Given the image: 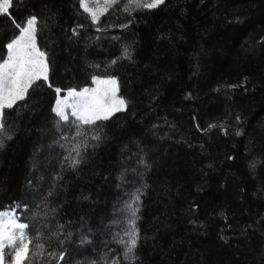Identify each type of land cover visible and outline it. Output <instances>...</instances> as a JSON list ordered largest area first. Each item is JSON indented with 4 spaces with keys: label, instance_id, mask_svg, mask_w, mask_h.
Wrapping results in <instances>:
<instances>
[{
    "label": "trees",
    "instance_id": "trees-1",
    "mask_svg": "<svg viewBox=\"0 0 264 264\" xmlns=\"http://www.w3.org/2000/svg\"><path fill=\"white\" fill-rule=\"evenodd\" d=\"M32 15L49 79L4 109L11 139L0 146V211L17 207L43 245L25 264H264V0H119L98 23L80 0H13L0 63L13 19ZM94 77L118 79L126 110L61 120L55 89ZM130 219L138 240L126 260Z\"/></svg>",
    "mask_w": 264,
    "mask_h": 264
},
{
    "label": "snow or ice",
    "instance_id": "snow-or-ice-1",
    "mask_svg": "<svg viewBox=\"0 0 264 264\" xmlns=\"http://www.w3.org/2000/svg\"><path fill=\"white\" fill-rule=\"evenodd\" d=\"M109 6L115 4L116 0H105ZM165 0H128V4L134 8L155 9L164 4ZM13 6V0H0V14L8 15L9 9ZM80 7L89 15L93 23H98L100 15L107 8H104L99 14L89 6L88 0H80ZM129 7H125L124 11H129ZM13 24L19 30L16 35L7 45V59L0 63V146H3V138L11 139L8 135L7 127L4 118V109H11L17 101L25 99L28 89L41 79L48 81V64L46 53L41 51L36 45V32L38 29V18L34 15L29 16L23 25L13 19ZM127 27V25H122ZM73 29V33H75ZM123 58L131 59V53L127 48L123 50ZM117 61L113 60L115 64ZM93 82L97 85H107L102 92L99 88H85L80 92L75 89L67 91L66 96L61 97V89L56 88L57 93L56 105L53 111L61 120L68 121L69 114L67 109H71V115L76 118L80 124L93 125L99 120H108L114 113L126 110L127 102L123 98H117L116 94L119 91L118 81L116 78L100 80L93 78ZM51 87V84H49ZM231 88L237 85H229ZM71 100V102H69ZM239 119V117H237ZM218 125L210 124L209 129L216 128ZM207 130V129H206ZM237 135L240 133L237 132ZM77 136L81 135L77 131ZM92 139H99V135L92 136ZM80 145L76 144L72 147L69 157L71 166L75 167L80 163ZM75 153V155H71ZM136 201L139 200L137 196ZM131 208V205H129ZM132 217H136V210H132ZM131 230L125 235L129 237L128 241L121 240L120 243L125 244L126 248L123 253L124 259L132 260L135 258L134 250L137 246L138 232L135 227V219H130ZM29 228L28 224L17 221L14 212H0V264H5V248L12 249V255L8 257L9 264H25L29 256L42 255L43 245L36 243L33 245L28 233L25 231ZM39 234H37L38 238ZM33 246L35 251H33ZM132 254V255H130ZM64 255L61 253L58 261H63ZM112 264H119V259L114 258Z\"/></svg>",
    "mask_w": 264,
    "mask_h": 264
},
{
    "label": "rangeland",
    "instance_id": "rangeland-1",
    "mask_svg": "<svg viewBox=\"0 0 264 264\" xmlns=\"http://www.w3.org/2000/svg\"><path fill=\"white\" fill-rule=\"evenodd\" d=\"M117 1H119V0H116V2ZM88 3H89V6L90 7H92L94 10H97V12H98V14L101 12V11H103V9L104 8H107V10L113 5V4H111L110 6L108 5V4H106L105 3V0H88ZM106 11H104L103 13H105ZM101 16V15H100ZM36 45H37V47H38V44H37V41H36ZM39 48V47H38ZM40 49V48H39ZM48 64V63H47ZM48 74H49V71H48ZM95 78H98V79H100V80H107V79H110V78H103V77H95ZM111 78H113V77H111ZM115 78V77H114ZM117 79V78H116ZM117 81H118V79H117ZM107 87H109V86H107V85H97V84H95L94 82H93V85L92 86H90V87H87L88 89H96V88H99L100 90H101V92L105 89V88H107ZM118 88H119V82H118ZM85 89V88H84ZM70 90V89H69ZM83 90V89H82ZM82 90H76L77 92H80V91H82ZM67 91L68 90H66L64 93H60V96L61 97H64V96H66V94H67ZM116 96H117V98H123L120 94H119V91L117 92V94H116ZM124 99V98H123ZM125 100V99H124ZM69 102H71V100L69 101ZM55 105H56V103H55ZM55 107V106H54ZM66 112H68V114H69V118H75L74 116H72L71 115V109H67L66 108ZM0 212H14L15 213V215H16V218H17V221L18 222H20V223H22V221H21V219H20V214H19V212H18V208L17 207H14V208H10V209H7V210H4V211H0ZM7 248H5V250H6ZM5 264H7L6 263V260H5Z\"/></svg>",
    "mask_w": 264,
    "mask_h": 264
}]
</instances>
